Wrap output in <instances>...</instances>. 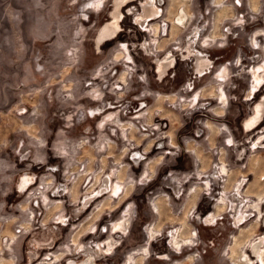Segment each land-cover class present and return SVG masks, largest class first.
<instances>
[{
  "label": "rangeland",
  "instance_id": "rangeland-1",
  "mask_svg": "<svg viewBox=\"0 0 264 264\" xmlns=\"http://www.w3.org/2000/svg\"><path fill=\"white\" fill-rule=\"evenodd\" d=\"M118 1L0 0V264H234L264 236V0H156L149 27L136 0L98 50Z\"/></svg>",
  "mask_w": 264,
  "mask_h": 264
},
{
  "label": "flooded vegetation",
  "instance_id": "flooded-vegetation-1",
  "mask_svg": "<svg viewBox=\"0 0 264 264\" xmlns=\"http://www.w3.org/2000/svg\"><path fill=\"white\" fill-rule=\"evenodd\" d=\"M134 1H136V0H119L118 1V3L116 4V7H115V10H114L113 14L111 15L110 21L106 22V24H104L100 28V30L98 32V35H97V38H96V44H97V49L98 50H100V46L101 45L107 44L108 42H110L112 40H115L116 38H118L120 36L121 24L119 25L118 23H119L120 18H123V16H124L123 9L129 7L130 4H132ZM155 1L156 0H154V2H153V0H145L144 3L142 4L143 11L141 13V17L143 18V22L145 23V27H149L150 26V22L156 20L160 16L159 10H158V6H157V3ZM120 7H123V8L120 10V12H118V9ZM177 15H178V13H177ZM181 16L182 17L179 16L180 18L178 17V22L180 24H184L183 22L185 20L188 22L187 14H186L185 10L182 11ZM107 25H109V27L106 29L107 30L106 31V38H108V39H106L104 42H102L100 44L99 41H98L99 37H100L101 33L103 32L104 28ZM185 27L187 29V24L185 25ZM154 30H155V35L160 33V30L158 29L157 26L154 28ZM188 53L193 56V58L196 60L197 65H198V67L200 69H202L203 67L205 68V66L210 64L209 60L204 59L202 57L201 53L192 50L191 47L189 48ZM171 57H172V55H171ZM171 63H172L171 62V58H165L162 61L159 60L157 62V67H156L157 68V76L162 78L163 77L162 75H163L164 71L166 70L165 68L167 66H170L169 64H171ZM170 70L171 69H169L168 72ZM259 76H257L258 79H259ZM165 78L166 77H163L162 81ZM263 89H264V83L262 82V83L259 84L257 89L254 90V92L252 93L249 101H253ZM222 92H223L222 95L225 97V99L228 98L226 93L224 92V90ZM224 97L222 99H224ZM221 101L223 102V100H221ZM197 104H199V100H198ZM258 109L260 111L261 110H263V111L261 113H258ZM92 113H95V110H92ZM259 115H260V118H259ZM263 125H264V97L262 99H259L251 107V114L244 121L243 128L245 129V131L247 133H249V132H253L255 130L260 129ZM263 133H264V131H263ZM139 159L141 160V154L136 153V156H135L134 160L137 162ZM110 183H111V178L109 176L105 177L103 182H100L99 190L97 192H94L93 196L90 199H93L94 197H98L99 198V197H101V195H105L106 192L110 188ZM117 188H118V186H117ZM115 189H116V187H115ZM112 190L113 189H111V191ZM96 200H94L92 203H90L89 207H87V208L85 207L84 209H86V210H84L76 219L80 220L83 217V215L88 211V209H90V207L95 203ZM258 200L263 202L262 215L264 216V195L259 196ZM235 201H238V200L235 199ZM235 205L237 206L238 203L234 202V206ZM155 207L156 208L158 207V214L161 215L162 214L161 207L156 206V205H155ZM156 211H157V209H156ZM217 212L218 213H222L224 211L221 209V210H218ZM126 216H127V214H126ZM216 217H217V215H213L211 220H214V222H215ZM263 219H264V217H263ZM200 222H201V224L204 223L202 221V218L200 219ZM124 223H125L124 224L125 230H127L129 222L127 223L126 221H124ZM207 225H210V224H207ZM211 225H213V224H211ZM120 226H121V223H118L115 226V229H117V232H116L117 235H123V232H119L120 231ZM153 236H154V234H153ZM247 246L249 248L248 254L244 250L243 251L237 250L235 252L236 253V260L232 257L233 263L234 264H240V260H243L242 262L247 263V264H264V236H260V237H258L255 240L252 239L247 244ZM248 248H246V249H248ZM83 253H84L85 257H84V260H82L80 264H97L98 260L102 258L101 255H99V254H95V253L91 254V253H88L87 251H84ZM239 255L240 256L242 255V256L239 257ZM58 257L59 256H56L55 258H58ZM68 264H79V263L75 262V261H72V260H69Z\"/></svg>",
  "mask_w": 264,
  "mask_h": 264
},
{
  "label": "bare ground",
  "instance_id": "bare-ground-1",
  "mask_svg": "<svg viewBox=\"0 0 264 264\" xmlns=\"http://www.w3.org/2000/svg\"><path fill=\"white\" fill-rule=\"evenodd\" d=\"M110 25V24H109ZM109 25H107L105 28H104V30H103V32L101 33V35H100V37H99V43L101 44L102 42H104L106 39H108V38H106V29L109 27ZM263 110H259L258 109V113H261ZM259 118H260V115H259ZM252 121V120H251ZM126 126V125H125ZM211 128V127H210ZM213 129V128H212ZM127 130H129V128H127ZM212 131V130H211ZM141 160H142V158H141ZM140 159L137 161V162H139V161H141ZM134 162H136L135 160H134ZM136 162V163H137ZM118 178V177H117ZM30 183V179L27 177V178H25V179H23L22 180V183L20 184V188H21V190H24L25 188H27V187H29L31 184H29ZM98 197H94L93 199H88V200H86L85 201V203H84V208L86 207H89V205H90V203H92L94 200H96ZM263 204H262V206H261V209H260V214H261V218L263 219V215H262V210H263ZM86 210V209H85ZM157 213H158V207H157ZM263 225H264V222H263ZM53 230H51V232H52ZM54 231H56V230H54ZM54 231H53V234H54ZM50 233V232H49ZM51 234V233H50ZM50 236V235H49ZM60 236V235H59ZM51 237H53V236H51ZM56 237H57V235H56ZM41 239V238H40ZM51 239V238H50ZM53 239V238H52ZM44 240V238L42 239V241ZM53 241V240H52ZM35 242V241H34ZM54 242V241H53ZM32 243V242H31ZM38 243V242H37ZM36 244V243H35ZM31 245H34V243H32ZM32 247V246H31ZM41 247H39V249H40Z\"/></svg>",
  "mask_w": 264,
  "mask_h": 264
}]
</instances>
